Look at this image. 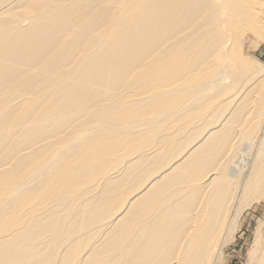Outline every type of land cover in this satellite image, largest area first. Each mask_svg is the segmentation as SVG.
Wrapping results in <instances>:
<instances>
[{"label": "bare ground", "instance_id": "bare-ground-1", "mask_svg": "<svg viewBox=\"0 0 264 264\" xmlns=\"http://www.w3.org/2000/svg\"><path fill=\"white\" fill-rule=\"evenodd\" d=\"M249 34L264 0H0V264H215L264 195Z\"/></svg>", "mask_w": 264, "mask_h": 264}, {"label": "rangeland", "instance_id": "rangeland-1", "mask_svg": "<svg viewBox=\"0 0 264 264\" xmlns=\"http://www.w3.org/2000/svg\"><path fill=\"white\" fill-rule=\"evenodd\" d=\"M242 46L243 53L247 58H250V60L254 61L258 65H264V41H261L254 35L249 34L247 38L244 39V44H242ZM261 132H264V130H260L258 133L257 137H260V139V135L262 134ZM262 139L264 140V138ZM262 142L260 143L259 139L254 141V145L251 149V151L253 150L251 153L252 156H255L259 149H264V142ZM238 196L240 195L237 194L233 204L231 205L230 214L226 220L225 226V230L227 232L224 230V234H227L228 237L225 244L221 246L219 250V258H217L215 264H250V251L256 241L257 232L259 229L264 230V195H257L250 200L243 197L241 201L242 205L239 206V214L237 218L233 219V215L238 208L237 205H235L237 203V199H239ZM258 197L261 198L257 199ZM245 204H247V206ZM241 206L243 207L241 208Z\"/></svg>", "mask_w": 264, "mask_h": 264}]
</instances>
